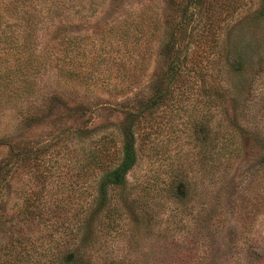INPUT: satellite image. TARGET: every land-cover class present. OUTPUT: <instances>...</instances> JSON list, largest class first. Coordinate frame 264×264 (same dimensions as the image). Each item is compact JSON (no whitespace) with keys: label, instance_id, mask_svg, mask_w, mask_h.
Returning <instances> with one entry per match:
<instances>
[{"label":"rangeland","instance_id":"rangeland-1","mask_svg":"<svg viewBox=\"0 0 264 264\" xmlns=\"http://www.w3.org/2000/svg\"><path fill=\"white\" fill-rule=\"evenodd\" d=\"M22 1L25 44L50 56L28 82L0 83V165L22 158L0 181V264H264L263 0ZM51 7L66 13L48 20ZM68 34L84 38L83 69L119 91L57 75ZM133 112L137 162L96 215L89 157L107 147L118 161Z\"/></svg>","mask_w":264,"mask_h":264},{"label":"trees","instance_id":"trees-1","mask_svg":"<svg viewBox=\"0 0 264 264\" xmlns=\"http://www.w3.org/2000/svg\"><path fill=\"white\" fill-rule=\"evenodd\" d=\"M65 1L67 0H63L62 2ZM11 5V9L14 13L8 16V19L13 18L17 22L8 24V37H0V41L7 45L8 63H10L9 65L7 64L8 67H6L4 70H0V83H3L4 86H7V84L15 85L21 82H28L32 77L40 74L42 68H46L47 61L50 56L47 55V53L36 54V52L32 48L25 44V42L31 36L30 31L31 26L33 25V16L28 17L26 11L24 15H20V12L23 13L25 2H23L22 0H13ZM63 7L64 6H62V9ZM59 11V9L51 7L50 12L47 13L46 19L53 20L59 18L60 15H63L62 13H66V8L64 9V12L62 11L60 13ZM262 12L264 15V0L262 4ZM173 35V30L167 31L164 36L163 42L166 46V51L175 55L176 52L173 51L174 47H172V45L170 44V41L174 39ZM83 40L84 38L82 36H75L74 34L62 36L57 40V50L60 51V55H57L56 57L57 75L68 83L79 82L85 85L94 86H97L100 83V87L106 89V91L108 92L113 93L115 91H119L121 87L117 86L116 84L108 86L105 78L99 76V74L96 73L95 68H88L87 71L83 69V66H85L86 63L80 60V58L78 60L76 59V57L79 56L84 59L86 57V50L82 44ZM12 62L15 64H11ZM170 64L171 63H169L168 76L164 82L165 86L159 89V95L156 97L158 100L165 98V95H167L170 89V84L173 77L177 75V65H175V62H172L173 65ZM91 65L94 66V63H92ZM156 98H150L149 100H147L145 103H143L142 108L153 107L158 101ZM135 117L136 114L133 112L131 114L127 127L123 128L124 140L122 144V155L120 158H118V161L111 153L108 152L107 147L104 149V154H102L101 150H98L92 152L89 157L87 165L91 166L93 170H98L101 172L100 177L97 181V197L95 200L99 206V209H96V215H98L100 211L108 206V192L112 187H118L122 189L126 188L127 175L134 168L137 162V152L135 147L136 142L134 134L132 132L133 124L134 122H136ZM225 145L227 146V144ZM16 156L18 160L22 159L19 151H17L14 156L8 157L6 161L0 165V177L3 176V180H0L1 185L8 183V178L6 176V173L8 172L7 166L11 165L12 159ZM17 159H15V162H17ZM3 187H0V192L2 191ZM22 216L24 218L27 215L23 213ZM91 230L92 228L89 223V226L86 227L84 235L85 239L87 237V234ZM28 256L29 257H27L26 259L25 257H23V260L21 261L27 262L28 260V263L33 261L34 258H31L30 255ZM68 261L72 262L73 259ZM19 263L20 262L16 264Z\"/></svg>","mask_w":264,"mask_h":264}]
</instances>
